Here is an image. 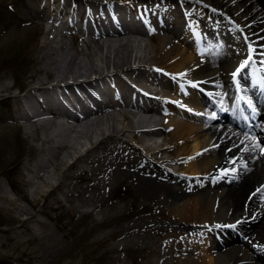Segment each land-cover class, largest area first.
Returning <instances> with one entry per match:
<instances>
[{"label": "bare ground", "instance_id": "obj_1", "mask_svg": "<svg viewBox=\"0 0 264 264\" xmlns=\"http://www.w3.org/2000/svg\"><path fill=\"white\" fill-rule=\"evenodd\" d=\"M71 2L74 1L65 0L64 4L69 5ZM152 3L154 5H151ZM47 7L48 4H45L44 8L47 9ZM85 7L92 22L95 23V30L98 21L104 32L108 31L105 24L110 25V30H114L113 32H124L120 34L116 44L108 46L112 49V56H104L106 64L113 63V72L109 74L91 69L88 74H81L79 72L81 66L75 54L67 52L63 47L56 49L51 44L47 46L46 42L39 46V56L35 58V68L29 76L31 87L26 90L23 102L15 99L18 116L16 121L28 123L24 132L29 137L32 136L31 138L37 143H41L34 154L43 153L44 157L37 159V162H46L48 158H53L55 160L54 169L60 174V183L64 186L70 178L69 174L72 169L78 171L74 174L78 181L87 180V185L91 186L92 183V188L95 187L93 182L98 181L97 177H93V169L99 174L101 169L103 171L110 169L116 172L117 178H128L136 189V196L142 197L143 201L153 205L150 207L162 212L158 215L161 219H165L169 224L181 225L182 230L198 228L197 231L191 233L169 234L165 228L160 232L162 239L166 236L170 242L168 248H170L173 264H219L225 256L229 258L221 261L223 264H243L239 259H234L232 252L238 249L243 251L242 256L247 261L259 260L258 264H264V199H262L264 192L256 193L252 197L248 195L252 187L259 189L264 186V155L248 151V144L253 142L250 134H260V140L264 141V130L261 129L258 121L264 118V91H258L261 83H264V75H261L258 81L250 75H245L241 79L244 85L243 90L246 93L252 96L257 94L261 97V99L258 96L255 98V110L259 113L257 120L251 122L250 132L235 133L233 128L227 127L229 123L236 121L235 114H239L246 108L233 109V112L229 109L227 114H221V118L213 119L215 124L211 132L216 134L217 140L214 143L220 142V147L216 150L210 148L212 143L208 146L207 134L201 132L205 120L197 115L201 112L204 103L198 90L205 89L203 87L205 85L206 89L213 91L220 99L223 92L227 93L229 88L227 83L217 81L211 83L207 79L208 74H205V71L212 64L205 61V55H200L197 50L198 42L203 41V38L196 33L199 25L195 22V19L203 20L206 25V34L215 32L224 42L225 48L211 55L212 62L218 68V74L223 75L228 69L230 71L232 65L236 64V62H231L232 57L237 56L232 53V49L236 47L238 49L240 46V30L246 35L254 50L256 49L254 45L258 46L264 36V0H110L108 2L99 0L85 4ZM123 10H128L131 14ZM156 14H163L164 19L171 14L185 15L190 19L185 28L180 25L173 28L169 24L179 20L161 19L158 21ZM50 16L49 14L47 19ZM53 16L55 14L51 16V19ZM82 16L83 14L80 15V20ZM113 18L118 20L121 30L116 27L112 28ZM62 21L60 19L54 24L59 27V32L66 26L69 27L67 25L69 21ZM163 29L177 30L178 44L170 47L167 44L168 41L158 37L157 45L148 47L151 56L139 55L138 50L142 49L141 46L146 47L142 40L144 34H156ZM60 36H62L61 33ZM54 38L51 39L54 40ZM76 52L81 54L78 49ZM240 52L239 50V54ZM131 63H137V67L131 68ZM146 64L149 66L143 67ZM153 67L155 71H163L171 75L174 82L167 81L163 75L154 72ZM122 76L133 78L135 86L142 90L143 85L146 89L148 85L139 82L141 76L150 78L151 81H160V87L165 89L163 94L167 99L166 104L162 101L140 103L141 95L139 96L135 92V87L127 83ZM68 78H72L71 81ZM48 81H51V84L46 85ZM187 82L195 86L187 87ZM101 85H105L107 89L99 90ZM10 86L4 81L0 82V99ZM78 91L79 94H76ZM95 92L99 95H106L111 102L118 101L120 98H129L128 110L125 109L126 104L122 106L123 111L127 113H118L109 118H97L93 122H88L106 108L107 111L114 109L112 106L103 105L95 98L93 95ZM148 92L157 94L154 90ZM184 93L186 95H183ZM61 98H64V101L66 98L71 104L74 101L79 111L86 115H66L70 119H65L72 123L70 126L64 124L62 118L66 109L60 103ZM86 99L93 106V111L89 110L92 108L91 105L84 104ZM54 104H58L62 111L54 109ZM217 104L219 108H222L221 101ZM188 110H192L196 115L188 113ZM152 116H163L166 119L159 124V127L169 133L167 145L169 151H176L174 160L178 164V172L166 170L162 163L152 161L157 160L156 156L161 150L146 146L153 158H141L132 146L119 141L126 133H131V136L139 143H142L145 138L148 140L155 138V131L146 132L136 128L140 126V123L155 124L156 121ZM121 125L125 128H121ZM88 127H92V133L86 135L87 139L93 140L96 136L99 138L86 152H92L93 159L89 160L88 154H85L76 157L70 165H65L64 155L68 158L74 152L71 145L66 142L68 136L65 131L71 129L74 132L84 133ZM107 130L108 133H106ZM243 134L245 136L241 139ZM240 139L241 143H239ZM232 141L234 142L229 144ZM235 143L239 144V148L228 151L227 146ZM43 144L45 148L42 147ZM207 146L208 150L204 153V148ZM132 153L140 162L133 158ZM197 153L200 154L197 155ZM210 154H214L217 160L209 159ZM60 155H63L61 160H59ZM237 155L238 158L235 159ZM227 157L230 158L226 160ZM233 160L236 162L232 163ZM224 161L226 162L223 164ZM37 162H34L35 172L38 167L44 165L38 166ZM83 164L91 167L90 172H87ZM214 164H218V169L214 167ZM219 170L227 171L228 174L222 175ZM198 175L206 176L208 181L198 178L189 179ZM227 180L229 183H226ZM188 181H197V188L187 189L184 183ZM225 183L229 186L228 188H222ZM36 188L35 186V191L39 193ZM199 189L207 191L198 195ZM188 192L193 195H188ZM76 193L78 195L79 191L76 190ZM62 195L66 199L65 194L62 193ZM245 203L247 206L244 205ZM245 207L246 210H244ZM167 208H170V211L166 212ZM18 211L25 212L21 206L18 207ZM224 211L229 212L230 216L239 218L237 221L240 223L237 224V221L234 222L233 219L228 221L234 222L232 225L236 227L228 232L223 241L237 240L241 245L231 251H221L220 256L217 257L214 255L215 249L210 233L220 234L225 231H221L223 227H216V225L227 224V221H224L227 219V213ZM181 253H183L182 257ZM167 259L166 251L158 249L154 251V257L143 264H165Z\"/></svg>", "mask_w": 264, "mask_h": 264}, {"label": "rangeland", "instance_id": "obj_2", "mask_svg": "<svg viewBox=\"0 0 264 264\" xmlns=\"http://www.w3.org/2000/svg\"><path fill=\"white\" fill-rule=\"evenodd\" d=\"M64 1L0 0V82L11 85L0 99V264H143L152 259L154 251L158 249H163L169 255L170 242L166 236L162 239L160 235L163 228L167 229L169 234L191 233L197 230H182L181 225L169 224L165 219H161L158 215L162 212L150 207L153 205L143 201L142 197L136 196V189L128 178L119 179L116 172L110 169H101L100 174L93 169V176L99 181H95L94 188L92 183L91 186L87 185V180L78 181L74 176L78 171L72 169L64 186L60 183V174L54 169L55 160L48 158L46 162H37V159L44 157L43 153L34 154L41 143L21 131L15 121V99L23 102L26 90L31 87L29 76L34 71V60L39 56V46L43 43L40 40H44L40 38L42 24L38 21L49 14L51 5L60 8ZM76 1L78 5H83L99 0ZM45 4H48L47 9L44 8ZM32 8L38 10V13L35 14ZM66 9L73 11L71 20L73 29L76 27V33L91 35L92 24L87 14L78 24V15L85 10L73 3L64 10ZM179 20L182 22V16ZM64 33L67 37L63 41H50L46 45L51 44L56 49L63 47L67 52L75 54L81 66V74H88L91 69L109 74L113 72V63L109 65L104 62V56H112V49L102 48L96 37L89 38L90 42L87 40L89 43L86 44L82 39H70L69 32ZM142 40L147 47L141 46L138 54L151 56L148 46L154 47L156 41L148 43L147 37ZM76 49L80 50L81 54H78ZM237 51L239 50L233 49L232 53L236 54ZM132 67L136 68L137 63H131ZM206 72L209 76L211 74L214 80H218L215 65ZM122 78L127 83L133 82L131 77ZM71 79L68 78L69 81ZM149 79L141 76L139 82L149 83L159 90L160 81L152 82ZM49 84L51 81L46 85ZM101 86L104 90L107 89L105 85ZM103 98L108 99L106 95ZM91 128L88 127L84 133L71 129L65 131L68 136L66 142L74 151L71 157L65 158L67 156L64 155L65 165H70L76 157L85 154H88L89 160L93 159L92 152L86 153L96 140V137L93 140L86 137L92 133ZM164 139L166 138H159L158 142L165 141ZM119 141L128 143L139 154H145L143 143H138L131 133H126ZM42 147L45 148V144ZM62 156L60 155L59 160ZM132 156L139 161L133 153ZM172 158V154H166L167 162L164 167L174 168L170 164ZM34 162H37L38 166L44 165L38 167L35 172ZM85 166L86 164H83L87 172H90L91 167ZM166 184L168 185L167 182ZM35 186L39 193L35 191ZM76 190L79 191L78 195ZM19 206L25 212H19ZM165 211H170V208ZM233 244L241 245L237 240L232 244H215L214 255L220 256L221 251H231L235 247H231ZM242 252L238 250L232 253L234 256H240ZM228 258L229 256H225V260H220L219 264H223L221 261ZM172 260V257L167 259L165 264H173ZM258 262L259 260H256L250 264Z\"/></svg>", "mask_w": 264, "mask_h": 264}, {"label": "snow or ice", "instance_id": "obj_3", "mask_svg": "<svg viewBox=\"0 0 264 264\" xmlns=\"http://www.w3.org/2000/svg\"><path fill=\"white\" fill-rule=\"evenodd\" d=\"M253 51H255V50L251 47V45H249V56H248L247 59L242 61L240 63V65L236 68V70L232 73V76H233L234 79L237 78L240 74H242L247 69V67L253 62L252 61V55H251V53ZM260 55L264 56V52L260 53ZM260 64H261V66H264V59H262L260 61ZM193 86H195V85H193ZM254 111H255V109H253V112ZM253 147L254 148H258L260 153H261V155H264V146H262L259 142H256L253 145ZM229 151H231V150H229ZM199 154L200 153H197V155H199ZM235 162H236L235 160L232 161V163H235ZM227 174H228L227 171L222 170V175H227ZM259 192H264V186H261V188L257 189V193H259ZM253 195H256V193H253ZM262 199H264V197H262ZM238 223H240V221H237V224ZM216 227H226V228L227 227H232V228H234V227H236V225H223V226L216 225ZM257 247H259V246H257Z\"/></svg>", "mask_w": 264, "mask_h": 264}]
</instances>
